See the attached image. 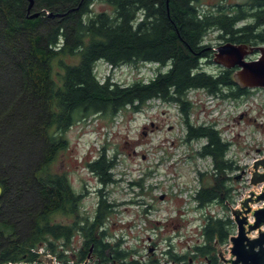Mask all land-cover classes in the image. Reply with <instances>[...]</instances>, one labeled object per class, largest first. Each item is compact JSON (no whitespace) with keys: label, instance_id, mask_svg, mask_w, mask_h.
<instances>
[{"label":"trees","instance_id":"1","mask_svg":"<svg viewBox=\"0 0 264 264\" xmlns=\"http://www.w3.org/2000/svg\"><path fill=\"white\" fill-rule=\"evenodd\" d=\"M32 1L26 13L29 0H0V262L39 261L35 249L40 245L63 263L79 262L93 242L90 255L102 264H113L112 257L116 264H144L133 257L135 249L121 246V238L108 240L107 219L114 202L102 186L114 180L115 154L108 155L102 147L87 162L101 184L91 216H77L82 193L67 175L49 174L46 168L66 146L63 132L75 121L114 116L125 107L138 111L148 99L160 97L178 102L185 140L206 139L197 153L210 155L215 171L199 173L192 195L196 207L214 201L225 204V198L234 196L230 179L236 176L229 174L236 165L225 157L230 141L213 122L190 121L187 92L203 88L227 99L250 93L230 77L233 67L217 64L215 70L205 69L204 60L213 63L214 52L205 47L216 46L205 37L214 29L224 41L264 43V0L218 1L210 6L201 0H168L180 34L167 15L166 0H103L111 11L89 9L91 0ZM42 7L53 13L69 9L48 16ZM34 11L38 15L27 17ZM181 36L194 50L205 49L194 52ZM63 55H79V60L64 63ZM56 60L62 67L59 84L53 70ZM98 60L111 65L154 62L156 69L147 79H100L94 70ZM57 211L75 218L52 221ZM233 227L229 214L207 213L200 229L202 242L190 250L220 264L217 245L228 241ZM76 233L82 243L69 254L65 250ZM166 252L174 260H187L190 251Z\"/></svg>","mask_w":264,"mask_h":264},{"label":"rangeland","instance_id":"2","mask_svg":"<svg viewBox=\"0 0 264 264\" xmlns=\"http://www.w3.org/2000/svg\"><path fill=\"white\" fill-rule=\"evenodd\" d=\"M218 1L235 4L242 0H201L205 6ZM91 8L93 11L112 10L110 5L102 1H95ZM205 41L217 45L224 39L218 38L217 30L213 29L206 34ZM61 60L64 63H76L79 55H63ZM205 61L203 65L207 71L218 68L214 61L210 65ZM155 65L154 62L111 65L98 60L94 70L100 79L109 75L114 80L130 82L153 75ZM53 70L59 84L62 72L59 60L54 62ZM260 89L262 88L251 90L249 94L237 99L212 97L201 88L189 92L192 100L189 119L195 123L213 122L225 137L232 135L234 144L231 156L236 157L233 165L238 170L230 171L229 174H240L238 178L230 179L234 196L228 202L233 206L250 189L255 188L249 183L247 168L254 156L264 154V96L263 91L257 94ZM150 106L154 111L147 118L145 109L138 112L125 107L114 116L94 115L75 121L64 130L66 146L58 151L46 172H64L71 186L82 193L77 216H91L98 200L97 189L101 184L88 168L87 162L104 147L108 155H116L111 170L114 180L102 186L107 199L114 202V209L107 219L108 240L113 242L122 227L134 221L138 226L128 244L137 254L145 252L148 238L155 233L157 235L154 242L158 243L159 249L165 248L170 241L172 252H185L187 244L192 246L201 242L200 228L204 216L207 213L231 216L230 205L227 201L225 204L214 201L204 208H195L192 195L200 182L195 173L198 158L193 147L183 139L184 122L178 105L168 102L159 104L154 97L146 108ZM150 119L155 120L159 127L142 132L143 124ZM251 206L256 207L258 203H251ZM251 217L248 216L250 220ZM74 218L75 215L61 211L51 216V220L55 222H71ZM235 229L234 223V233ZM56 243L58 249H61V241L56 240ZM81 243L82 236L76 233L65 251L69 254L76 252ZM47 253L55 257L56 264L74 263H63L54 253L48 250ZM165 261V257L161 255V264ZM41 263H47L46 259Z\"/></svg>","mask_w":264,"mask_h":264},{"label":"water","instance_id":"3","mask_svg":"<svg viewBox=\"0 0 264 264\" xmlns=\"http://www.w3.org/2000/svg\"><path fill=\"white\" fill-rule=\"evenodd\" d=\"M32 2V0H29L26 13L30 9ZM166 5L167 15L174 22L168 12V0H166ZM40 9H44L47 15L51 16L63 14L69 8L60 13H53L52 10H47L44 7ZM38 11H34L30 15L25 14L27 17L36 16L38 15ZM174 24L176 25L175 22ZM176 28L178 30L177 25ZM188 45L192 48L189 43ZM208 47L214 49L212 60L215 63L222 64L228 68H234L233 74L230 75V77L233 78L237 84L247 88L264 87V43L248 44L224 41L216 46H207L205 48ZM192 50L194 52L201 51H196L193 48ZM248 170L250 183L252 185L259 183L262 185L260 191L253 189L249 190L247 195L242 197L235 206H232L225 198V201L230 205L231 217L236 225L235 233L230 232L228 234L231 243L229 248L230 256H225L220 246L218 247V257L225 264H264V157L262 156L254 159ZM1 191L2 187L0 185V194ZM259 202H261V205L256 207L251 206V203ZM249 215L252 216L251 220L248 218ZM93 246L94 243L92 242L89 246L88 258L90 257ZM42 256L46 258L48 264H55L52 255L40 254V257ZM112 258L113 264H116L115 258ZM11 259L12 258H7L5 261L0 262V264H8ZM87 260L83 264H87ZM169 263L175 264L173 261ZM17 264H25V262L21 261Z\"/></svg>","mask_w":264,"mask_h":264},{"label":"built area","instance_id":"4","mask_svg":"<svg viewBox=\"0 0 264 264\" xmlns=\"http://www.w3.org/2000/svg\"><path fill=\"white\" fill-rule=\"evenodd\" d=\"M202 89V88H201ZM260 91H263V93H262V95L264 96V89H260L259 91H257V94H258V92H260ZM190 96V95H189ZM152 98H150V99H148L147 100V103L151 100ZM157 100H158V102H159V104H164L165 103V101L164 100H162L160 97H157ZM152 111H154V109H153V107H148L147 108V113L150 115L151 113H152ZM147 118V117H146ZM197 123H200V122H197ZM222 137L224 138V139H232V135L231 136H229V137H225L223 134H222ZM206 142V139L205 138H202L201 140H192V142H191V146L193 147V149L194 150H197L199 147H201V145L203 144V143H205ZM234 144V141H232L231 140V143L229 144V147H228V149L226 150V152H225V157H227L228 159H232V161L234 162L235 160H236V157H232L231 156V151H232V149H231V147H232V145ZM264 157V154H258L257 156H254L250 161H249V165H248V168H249V166L250 165H252V163H253V160L254 159H256V158H259V157ZM196 157L198 158L197 159V167H196V169H195V173H196V175H198V173L199 172H213V171H215V169H214V165H213V161H212V158H211V156L210 155H200V154H197L196 155ZM248 168H247V171L249 172V170H248ZM237 170H238V168H236ZM235 169V170H236ZM247 178H248V180H249V175L247 176ZM252 185V184H251ZM258 185V186H257ZM261 185L262 184H256V185H252L253 187H255V188H253V190H256V191H260V189H261ZM257 186V187H256ZM251 190V189H250ZM195 201V200H194ZM195 204H196V201H195ZM258 205H261V202H259L258 203ZM137 224H132V225H130L129 227H128V231H127V233H125L124 235H122V238H123V245H126V244H128V241H129V238H130V233H134V231H135V228H137ZM155 235H157V233H155L154 235H152L151 237H149V239H148V243L145 245V252L142 254V255H139V254H137V253H135L134 254V257H136V258H139V259H141V260H143V261H147L148 259H147V252H148V250H147V248H148V246L151 244V240L152 241H155L156 240V238H155ZM165 241H167L166 239H165ZM230 241L228 240V241H226L225 243H223L222 244V249H223V251H224V255L225 256H230ZM167 248H169V244H168V242L166 243V247L165 248H163L162 250L161 249H159V247H158V243H156V245H154L153 246V248H152V253L154 254V257L155 258H157L158 260L157 261H153V262H146L145 264H151V263H153V264H161V262H160V256L161 255H163L164 257H165V259H166V261L163 263V264H170L169 262H171V261H173L175 264H181L180 262H178V261H174V260H172V258H170V257H168V253L167 252H165V250L167 249ZM38 253H43V248L42 247H38L37 249H35ZM226 252H229L228 254L226 253ZM45 254H48V253H45ZM87 258L88 257H85L82 261H79V262H74V263H71V264H83V263H85L86 262V260H87ZM53 259H54V262H55V257L53 256ZM18 262H21V261H15V262H12V261H10L8 264H17ZM25 262V264H35V263H32V262H26V261H24ZM33 262H36V261H33ZM73 262V261H72ZM36 264H47V263H41V261H39V262H36ZM56 264V263H55ZM87 264H101L100 262H98V261H96V259L95 258H93V257H89L88 258V260H87Z\"/></svg>","mask_w":264,"mask_h":264},{"label":"flooded vegetation","instance_id":"5","mask_svg":"<svg viewBox=\"0 0 264 264\" xmlns=\"http://www.w3.org/2000/svg\"><path fill=\"white\" fill-rule=\"evenodd\" d=\"M95 1H102V2H104L103 0H91V2L89 3V6H88L89 9H92L91 8V5H93L95 3ZM104 3H106V2H104ZM154 121L155 120H151L150 119L148 121V124L144 123L143 124V128H142V132L145 133L146 131H149L150 129L158 128L159 127V124L158 123H155ZM178 253L181 254V253H185V252H178ZM187 257H188L187 260L186 259H181V260H177V261L180 262L181 264H198L200 262H202L203 264H213V262L210 259H207V256H201L198 253H196L193 249L190 250V252H189V254H188ZM218 260H219V258H218ZM219 262H220V264H223L220 260H219Z\"/></svg>","mask_w":264,"mask_h":264},{"label":"bare ground","instance_id":"6","mask_svg":"<svg viewBox=\"0 0 264 264\" xmlns=\"http://www.w3.org/2000/svg\"><path fill=\"white\" fill-rule=\"evenodd\" d=\"M251 207V206H250ZM252 208V207H251Z\"/></svg>","mask_w":264,"mask_h":264}]
</instances>
